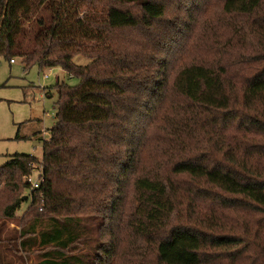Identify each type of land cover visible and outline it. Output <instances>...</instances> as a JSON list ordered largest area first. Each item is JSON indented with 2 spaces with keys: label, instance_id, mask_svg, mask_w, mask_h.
I'll return each mask as SVG.
<instances>
[{
  "label": "trees",
  "instance_id": "obj_1",
  "mask_svg": "<svg viewBox=\"0 0 264 264\" xmlns=\"http://www.w3.org/2000/svg\"><path fill=\"white\" fill-rule=\"evenodd\" d=\"M206 2L0 0V57L79 79L0 165V264H264V0H215L223 58L169 62Z\"/></svg>",
  "mask_w": 264,
  "mask_h": 264
},
{
  "label": "rangeland",
  "instance_id": "obj_2",
  "mask_svg": "<svg viewBox=\"0 0 264 264\" xmlns=\"http://www.w3.org/2000/svg\"><path fill=\"white\" fill-rule=\"evenodd\" d=\"M214 2L215 0H207L203 7H206L208 11L195 12L196 21L188 33L174 43L176 46L174 53L177 52V54L174 60L169 57V62L177 63L182 56L209 62L223 58L215 50L216 44L210 29L203 30L202 24L199 23L205 19H214L218 7L213 5ZM179 3H182V0H172V6ZM176 14L178 11L171 12L172 17ZM242 52L245 56L246 52L244 50ZM238 59L236 54L233 55L232 60L227 56V66ZM75 61L78 64L89 62L83 56H77ZM58 81L71 85L79 83L77 77L70 76L59 66L41 68L39 64H33L26 69L20 59L11 63L4 57H0V165L16 153L42 157L43 141L50 139L51 128L56 122L58 97L54 87ZM43 87H51L53 95L46 96ZM37 131L42 132L40 139L34 136ZM38 176L39 172L35 171L31 179L37 181ZM30 204L31 198L23 201L18 214L21 215ZM14 227L15 224L10 223V228ZM85 233L91 236L98 234L97 226L93 224ZM38 256L37 251H32L27 258L21 256L20 259H16L14 264H40L43 259Z\"/></svg>",
  "mask_w": 264,
  "mask_h": 264
},
{
  "label": "built area",
  "instance_id": "obj_3",
  "mask_svg": "<svg viewBox=\"0 0 264 264\" xmlns=\"http://www.w3.org/2000/svg\"><path fill=\"white\" fill-rule=\"evenodd\" d=\"M11 63H15V60H11ZM39 179H40V177L38 176L37 181H33V180L31 179V177H29V178H28V181L31 182L32 186L36 187V186L38 185V183H39Z\"/></svg>",
  "mask_w": 264,
  "mask_h": 264
}]
</instances>
